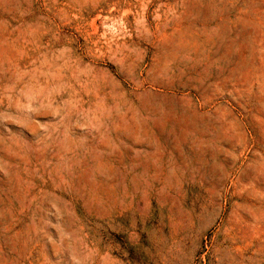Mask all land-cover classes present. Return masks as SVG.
<instances>
[{"label":"rangeland","instance_id":"1","mask_svg":"<svg viewBox=\"0 0 264 264\" xmlns=\"http://www.w3.org/2000/svg\"><path fill=\"white\" fill-rule=\"evenodd\" d=\"M0 264H264V0H0Z\"/></svg>","mask_w":264,"mask_h":264}]
</instances>
